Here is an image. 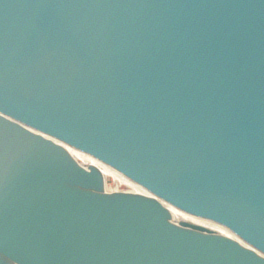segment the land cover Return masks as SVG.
Here are the masks:
<instances>
[{
  "label": "water",
  "instance_id": "95a60500",
  "mask_svg": "<svg viewBox=\"0 0 264 264\" xmlns=\"http://www.w3.org/2000/svg\"><path fill=\"white\" fill-rule=\"evenodd\" d=\"M90 3L91 1H87L82 5V2L78 1V3L70 5V7L80 10V12H87L89 15L92 13L96 17H101L96 10L85 9ZM48 9L46 19L56 17L58 33L61 34L62 20L55 14V8L48 7ZM59 9L64 10L65 5L61 4ZM74 18H79V22L89 29L87 24L90 19L87 20V17L83 15H77ZM84 36H87L86 33ZM63 38L67 39L68 47L73 49L70 36L67 35ZM139 82H142V80H139ZM256 87H264V81H258L253 86L251 85L252 89ZM250 98L251 103L263 102L260 123L262 122V125H264V91H256L250 95ZM228 103L231 102H224L219 100V98L215 99V105L217 104L222 111L228 107ZM242 114L245 123L244 130L246 131L248 127L247 113L237 114L236 116ZM9 124L18 126L7 118L2 117L0 119V180H3V183L0 181V264H8L10 262L18 264H86L88 260L83 261L86 256L88 258H97L95 260L96 264H120V254L125 256V252H117V249L112 244L116 237L119 236L118 225H121L122 202L131 195L114 193L111 194L114 196H99L92 190H85L83 183L73 185L72 168L77 165L70 159L64 147L57 140L54 141L48 136L39 135L29 129L27 131H30L38 139L27 140L28 136L25 132L21 133L16 127ZM8 134L18 139L9 143ZM41 138L52 140V142L48 141V143L56 147L51 149L44 146L39 140ZM20 139L24 141L19 145L13 146L18 144ZM250 143H252L251 146H254L256 152L261 154V160H264L263 151L260 150V146L264 145V141L259 143L258 140L253 139ZM46 152L55 154L48 162L43 159ZM26 153L29 156L33 155L38 161L45 162L46 167L43 170L36 165H32V168L34 167L38 173H41L38 174L39 178L34 176ZM5 155L9 159L4 158ZM58 156H62L66 159V163L72 165L63 166V164H60ZM85 166H88L87 170L80 169L86 172L90 169H95L99 173L95 167L91 165ZM51 171L53 173L52 176L48 173ZM99 175L101 177L100 173ZM12 176H16L17 182L21 185H26L28 188H13L15 190L13 193L6 191V188L3 187V184H5L3 177ZM78 178L83 179L81 176ZM84 181L87 182L88 179L84 177ZM19 184L15 185L18 187ZM69 187L73 188L71 189L73 190L72 192L69 191ZM32 188L39 189V192L35 193L38 198L27 196L26 191L29 192V189ZM129 200L132 204V209L128 213H133V217H128V222L125 224L131 232L125 236L124 243H130L131 247L134 248V252H145L150 257V264H264L253 253L242 250L234 243L223 240L226 238L224 236H216L223 239L222 241L214 239L213 242L211 236H209L208 241L212 242V244L208 243V245L207 243L195 244L192 241H183L182 247L178 248L177 256H175L173 249L179 246L182 240L180 238L176 241L172 240L170 236L174 235L165 232V227L160 230L159 226L162 220L165 219L170 225L175 226L173 222L176 218L170 214L161 202L155 199L136 195L131 196ZM126 206L128 207V205ZM112 208L115 209L114 214H111ZM24 218L28 221L26 224L23 221ZM143 219H146L148 224H140L139 222H143ZM110 220L113 221L110 223ZM106 221H108L107 226L104 227L102 233L98 229L103 227ZM25 225L28 227H24L21 233V228ZM94 225L97 230H94ZM138 227L141 232L139 235L137 234L138 239H136L133 230ZM5 231L8 235L5 234ZM170 231L178 232L181 235L182 232H185L183 229L177 231L176 227H172ZM69 233H72L75 238L71 239ZM22 234L24 235L17 239V236ZM113 234L114 241L111 238ZM5 235L14 239L8 241ZM39 239H44V243H39ZM87 239H92V241L83 244L82 251H79V245ZM170 245L174 246L171 248ZM108 250L117 253L114 255L115 259L113 262L108 261L106 263L102 261V252ZM204 250L208 259L206 263ZM123 261L124 264H130L128 261H133L132 264H149L148 260L144 262L140 256L135 259L128 258L127 263L125 260Z\"/></svg>",
  "mask_w": 264,
  "mask_h": 264
},
{
  "label": "bare ground",
  "instance_id": "6f19581e",
  "mask_svg": "<svg viewBox=\"0 0 264 264\" xmlns=\"http://www.w3.org/2000/svg\"><path fill=\"white\" fill-rule=\"evenodd\" d=\"M58 142L64 147L70 159L79 168L83 170H87L88 166L85 165H91L99 171L102 179V191L106 195L117 193V194L131 195V196L138 195L145 198L155 199L161 202L168 209L170 214L176 218V220L173 222L175 227H177V225L181 226V224L185 226H197L203 228L204 231H206L207 233L208 231L211 232L213 236H224L226 238H230L232 240L239 242V239L234 234H232L228 230H225L223 227L219 226L218 224L212 221L198 219L196 217L191 216L190 214H187L183 211L176 209L175 207L171 206L162 199L154 196L149 190H146L143 187L131 183L129 179L123 174H119L114 170H112L111 168H109L108 166H105L102 163L89 158L83 153L75 151L73 147L66 144L65 141L59 140Z\"/></svg>",
  "mask_w": 264,
  "mask_h": 264
}]
</instances>
